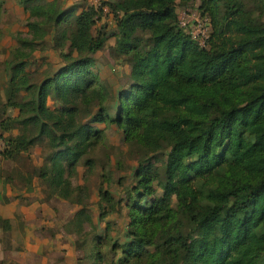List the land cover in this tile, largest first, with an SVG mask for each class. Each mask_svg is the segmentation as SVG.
<instances>
[{"label": "trees", "instance_id": "trees-1", "mask_svg": "<svg viewBox=\"0 0 264 264\" xmlns=\"http://www.w3.org/2000/svg\"><path fill=\"white\" fill-rule=\"evenodd\" d=\"M177 1L189 0L101 3L118 17L112 50L130 65L129 88L118 94L111 114L105 106L110 93L91 72L92 54L107 41L106 32L93 33L102 6L77 12V5L61 8L59 0H20L29 13V37L18 35L7 61L3 107L18 113L0 127L18 132L6 139L3 156L37 144L51 149L33 173L48 197L77 206L65 232L88 242L91 264H102L87 189L70 178L82 159L88 170L93 165L86 154L103 134L95 125L115 124L128 144L164 150L167 157L160 166L153 156L139 160L126 203L130 239L113 241L117 259L109 264H264V167L249 166L254 157L264 164V0H201L198 9L211 25L202 47L180 26ZM3 11L0 0V21ZM49 31L54 48H67L64 65L33 84L25 67ZM52 94L60 107L48 108ZM33 173L20 174L27 189ZM156 188L161 194L143 203ZM98 196L113 201L101 186ZM0 222L9 228L7 220Z\"/></svg>", "mask_w": 264, "mask_h": 264}, {"label": "rangeland", "instance_id": "rangeland-1", "mask_svg": "<svg viewBox=\"0 0 264 264\" xmlns=\"http://www.w3.org/2000/svg\"><path fill=\"white\" fill-rule=\"evenodd\" d=\"M102 2H107V0H59L61 8L73 4L77 5V12L90 5L98 7ZM200 4L201 0L176 2L175 9L180 21L179 24L185 32V28L188 30L193 20L208 17L200 14L198 9ZM101 6L103 13L96 20L93 33L95 34L97 30L106 32L107 41L101 50L92 54L94 63L91 72L97 80H100L107 87L110 96L105 101V106L109 113L114 114L118 94L126 92L129 88L130 65L126 56L117 55L112 50L113 47H116L117 42L115 34L118 17L115 13L110 12L106 5L102 4ZM3 9L0 21V121L13 118L18 113L17 108L5 105L3 107L6 100L5 88L9 70L7 61L11 58V50L17 45L18 35L29 37L26 27L29 13L23 9L20 0H3ZM183 22H185V27ZM208 33H210V28ZM52 35V31H49L28 59L25 70L33 84H38L45 78L53 76L64 65L61 52L67 51V48L64 47L62 50L54 48ZM23 94V92L19 93L17 99H21ZM46 104L50 109L61 106L53 94L47 97ZM95 126L102 129L103 134L95 147L86 154V158H91L93 165L88 170L83 164L85 158L82 159L77 165V173L72 175L70 180L73 185H84L87 189L86 208L90 212L96 233L102 238L100 250L103 252V261L101 263L109 264L111 258L117 259V255H113L110 249L113 241L122 244L130 239L127 232L132 228L129 224L130 218L126 203L129 200L128 196L131 189L136 185L134 171L138 167L139 160L153 156L155 157L153 158L156 161L155 164L160 166L163 164V160H166L167 155L164 150L151 153L137 145L128 144L123 139V132L115 124L100 123ZM17 132L16 128L4 130L0 127V181L3 184H8L11 188L9 191H5L4 188L3 190L0 189V203L9 204L17 199L19 204L26 207V213L30 216L28 220H24L25 217L21 216L25 214L22 212L13 215L15 218L12 221L14 231L0 237V257L3 256L0 259V264H91L93 259L89 255L91 246L88 242L82 245L77 236L66 233L69 228L66 221L77 206L67 200L54 196L48 197L46 184L33 173V169L45 162L51 149L44 144H37L13 158L6 159L3 156L6 139ZM249 166L256 170L263 168L264 164L257 157H254L249 161ZM26 171L34 174L32 179L34 189L33 187L27 189L23 180L20 179V174ZM153 185L155 187L156 183L154 182ZM100 186L110 192L113 198L111 203L99 201L98 188ZM24 190L31 192L24 193ZM160 194L161 191L156 188V193L151 197H145L142 202L150 203L153 196ZM102 212L103 215H101ZM88 230H91V227L86 224L84 231L88 232ZM27 240L33 246L36 242L39 244L40 240L44 242L42 241L38 245L36 253L29 255L25 252ZM68 249L69 252H67ZM148 250L151 251L152 248L149 247Z\"/></svg>", "mask_w": 264, "mask_h": 264}, {"label": "crops", "instance_id": "crops-1", "mask_svg": "<svg viewBox=\"0 0 264 264\" xmlns=\"http://www.w3.org/2000/svg\"><path fill=\"white\" fill-rule=\"evenodd\" d=\"M32 187H33V189H34V186H33V183H32ZM3 188H4V190L6 191V190H11V188L8 186V184H3V182L2 181H0V189L1 190H3ZM33 189H32V191H33ZM31 192V191H30ZM30 192H27V191H25L24 190V193H30ZM17 199H15V201L13 200V201H11L9 204H7V203H5L4 205L3 204H1L0 203V218H2V219H4V220H7L8 221V225H9V228L7 229V230H4L3 228H1L0 227V237L2 236V235H6V234H8V233H11V231L13 232L14 231V227H13V223H12V221L13 220H15V218H13V215H16V214H18V212H19V214L22 212V213H24L25 215L23 216L22 214V216L21 217H25V219L24 220H28L29 219V214H27L26 213V207H24V205H21V204H19L17 201H16ZM25 202V201H24ZM26 203V202H25ZM29 205H31L32 206V204H29ZM76 209V208H75ZM75 209L73 210V211H75ZM72 211V212H73ZM71 215V214H70ZM2 224H4V223H2ZM61 233V232H60ZM71 235V234H70ZM70 235H67V236H70ZM43 240H40L39 241V244L36 242V244L33 246L32 244H31V242L29 241V240H27V246H26V250H25V252L27 253V254H32V253H36V250H37V248H38V245H40V243L42 242ZM44 242V241H43ZM25 245H26V243H25ZM32 245V246H31ZM67 252H69V249H68V251ZM3 256H1L0 257V259L2 258Z\"/></svg>", "mask_w": 264, "mask_h": 264}, {"label": "built area", "instance_id": "built-area-1", "mask_svg": "<svg viewBox=\"0 0 264 264\" xmlns=\"http://www.w3.org/2000/svg\"><path fill=\"white\" fill-rule=\"evenodd\" d=\"M185 27V22L182 23ZM209 28H211L208 17L193 20L189 28H185L190 38L195 41L200 47L205 46L206 40L209 37Z\"/></svg>", "mask_w": 264, "mask_h": 264}]
</instances>
